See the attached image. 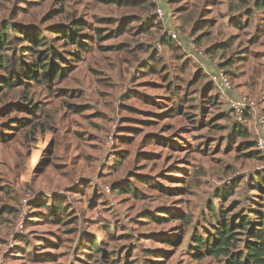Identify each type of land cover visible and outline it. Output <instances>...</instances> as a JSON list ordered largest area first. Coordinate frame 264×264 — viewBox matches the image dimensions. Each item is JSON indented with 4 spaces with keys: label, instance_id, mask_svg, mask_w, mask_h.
<instances>
[{
    "label": "rangeland",
    "instance_id": "1",
    "mask_svg": "<svg viewBox=\"0 0 264 264\" xmlns=\"http://www.w3.org/2000/svg\"><path fill=\"white\" fill-rule=\"evenodd\" d=\"M118 1L0 0V264H225L195 257L193 236L230 211L229 221L264 213L254 121L242 126L250 137L234 134L211 79L224 72L264 111V12L247 19L237 0ZM78 20L83 52L54 34ZM24 35L44 38L37 50L62 76L24 77L37 60ZM52 204L64 213L50 222Z\"/></svg>",
    "mask_w": 264,
    "mask_h": 264
},
{
    "label": "trees",
    "instance_id": "2",
    "mask_svg": "<svg viewBox=\"0 0 264 264\" xmlns=\"http://www.w3.org/2000/svg\"><path fill=\"white\" fill-rule=\"evenodd\" d=\"M105 3H117L118 0H99ZM255 5L258 9H264V0H255ZM83 21L78 20L73 23V27H62L58 30L54 31V34H58L63 36L66 39H69L75 44H78L80 48V52L86 51L88 49V45L86 43V39L88 35H80L81 32L80 27H82ZM7 31L0 30V48H3L7 44ZM84 39V40H83ZM22 41L29 42L33 47H27L29 50L35 54L37 60L33 64H29L24 70V77L31 81H53L58 76L63 75V70L60 69L57 65L51 64L49 65V54L45 56V53L42 51H38L37 49L43 48L45 46V40L40 35L28 36L24 35ZM167 39H164L166 42ZM78 58H80L78 56ZM4 61H0V68H3ZM152 66V65H149ZM8 79L0 76V83L7 84ZM10 83L9 86H13ZM235 125V124H234ZM235 130L236 135L241 137L248 138L250 134L246 128H243V124H236ZM255 144V143H250ZM248 146V145H246ZM252 146V145H251ZM249 146V147H251ZM257 151L252 152L251 155H257ZM261 181H264V175L259 177ZM256 188L261 189V185L259 183L254 184ZM237 187L236 183L232 187V190L223 192L219 195L221 199L225 200L226 195L231 197L235 188ZM115 189H119L122 191L120 187H115ZM117 191V190H116ZM52 205H44L43 208L49 211V215L51 218H57L63 216L64 208H62L61 204H57L56 206ZM209 214L216 215L214 206L209 207ZM232 211L224 213L227 216L223 219H218L215 225H212L213 230L207 232L206 237L196 236L194 235L192 240L196 243V246L199 251L194 254L195 257L199 259H204L206 257H211L214 259H221L225 264H264V213L260 209H253L251 212V216L245 214H234L231 218L232 220H228L229 214ZM166 214H169L166 212ZM179 218H182L189 224V221L186 217L182 215H176ZM168 242V241H167ZM177 243V242H176ZM179 243V242H178ZM177 243V244H178ZM97 241L93 240H85L82 247L87 248L88 252L94 251L96 252L99 247ZM90 249V250H89ZM85 252L87 255L90 253Z\"/></svg>",
    "mask_w": 264,
    "mask_h": 264
},
{
    "label": "built area",
    "instance_id": "3",
    "mask_svg": "<svg viewBox=\"0 0 264 264\" xmlns=\"http://www.w3.org/2000/svg\"><path fill=\"white\" fill-rule=\"evenodd\" d=\"M156 15L164 22L166 12L161 5L156 9ZM174 40L179 39L177 33H169ZM212 81L225 93V99L229 105L231 121L236 125L244 124L248 116L254 121L255 148L264 157V111L260 109L259 103L249 95H237L229 77L222 71L213 74Z\"/></svg>",
    "mask_w": 264,
    "mask_h": 264
},
{
    "label": "crops",
    "instance_id": "4",
    "mask_svg": "<svg viewBox=\"0 0 264 264\" xmlns=\"http://www.w3.org/2000/svg\"><path fill=\"white\" fill-rule=\"evenodd\" d=\"M237 4H241L240 6H239V10H241L240 12H242V15L241 16H246L247 17V19H250L257 11H262V12H264V9H258L257 7H256V5H255V0H237ZM232 25L233 26H235V27H237V28H240V26H241V21H239V22H237V23H232ZM196 50V49H195ZM194 50V51H195ZM208 52L209 53H212L213 52V49H212V47L211 48H209L208 49ZM201 54L200 55H202V52H200ZM151 65V64H150ZM231 64H227V65H223L222 67H228V66H230ZM151 67V66H150ZM217 85V84H216ZM218 86V85H217ZM228 114H229V108H228ZM249 117H251V116H248L247 118H249ZM235 130H238V128L236 129V127H235V129H234V134H236L235 133ZM254 132V131H253ZM237 136H239V135H237ZM241 137V136H240ZM255 151H257L256 150V148H255ZM63 208V207H62ZM47 210V209H46ZM48 211V210H47ZM49 212V211H48ZM49 214V213H48ZM49 217H51L50 215H49ZM53 220L54 219H50V222H53Z\"/></svg>",
    "mask_w": 264,
    "mask_h": 264
}]
</instances>
